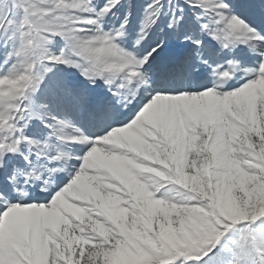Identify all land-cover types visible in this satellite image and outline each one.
<instances>
[{
	"label": "snow or ice",
	"instance_id": "obj_1",
	"mask_svg": "<svg viewBox=\"0 0 264 264\" xmlns=\"http://www.w3.org/2000/svg\"><path fill=\"white\" fill-rule=\"evenodd\" d=\"M0 264H264V0H0Z\"/></svg>",
	"mask_w": 264,
	"mask_h": 264
}]
</instances>
